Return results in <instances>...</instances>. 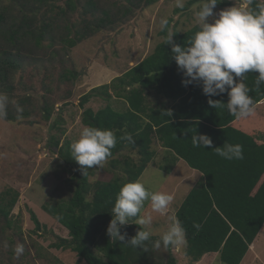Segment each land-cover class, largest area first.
I'll return each instance as SVG.
<instances>
[{
  "label": "trees",
  "instance_id": "16d2710c",
  "mask_svg": "<svg viewBox=\"0 0 264 264\" xmlns=\"http://www.w3.org/2000/svg\"><path fill=\"white\" fill-rule=\"evenodd\" d=\"M10 1L20 6V14L8 16L4 13L3 4L0 6V46H19L32 41L40 45L48 22L41 18L33 23L34 16L26 8L35 1L47 3L48 0ZM158 1L126 0L128 5L122 6V14L118 15V19ZM233 1L220 0L216 6H228ZM64 3L65 7H62L52 2L51 7L58 8L57 13H65L66 9L76 7L74 0H64ZM200 3L201 0H187L183 9L175 8L174 11H185ZM81 6L87 14H93L97 9L95 0H86ZM8 19L12 20L10 24H7ZM90 22L88 20L81 32L66 25L67 30L72 32L65 39L69 46L94 34L105 23H110L111 18L105 12L104 16ZM169 22L171 28L172 19ZM171 31L174 32V43L186 44L197 27L195 24L184 31L173 27ZM159 33L162 40L151 53L109 83L94 86L79 97L78 104L83 109L82 124L110 128L117 136V144L105 163L114 173L109 180L90 181V176L98 168L89 169L84 175L71 156L70 142L66 140L59 145V137L52 136L51 143L65 164L68 181L73 183L69 187L71 194L68 198L52 199L42 205V209L68 232V237H58L52 246L73 251L77 261L86 264H134L133 261L137 260L133 252L135 249L125 247L120 241L113 242L106 230L120 187L140 177L155 154L152 143L156 139L164 149L172 152L175 160L183 159L189 167L202 174V182L190 189L175 212L187 233L185 256L194 263L204 254L216 252L222 264H241L264 225V136L253 135L233 126L236 118L226 108L216 110L210 107L209 97L203 93L200 82L187 86L182 84L183 76L171 53V45L164 44L167 32ZM18 56L12 50L0 49V92L13 90L8 81L10 71L20 66ZM256 75L258 73H247L245 81L252 88L250 95L255 105L264 99V85L259 89L254 87ZM77 77L76 70H67L61 76L66 80ZM150 91L169 102L160 100L157 104L151 103L147 95ZM94 97L106 100L122 98L127 107L122 112L113 109L110 103L96 110L84 107ZM211 99L227 103L228 95L225 92ZM43 110L45 117L49 118L52 109L44 105ZM20 114H12L8 109L5 120L14 121ZM53 127L60 129L56 124ZM60 131L63 133L64 129ZM195 132L197 135H209L213 149L194 147L191 137ZM125 134H131L135 142L121 140L120 137ZM224 144L242 145L243 159L226 160L217 155L215 147H223ZM19 196V192L11 187L0 193V229L4 226L12 229V217H15L12 211ZM31 217L35 224L33 232L42 234L46 225L39 221L35 213L31 212ZM136 219L138 217L130 218V224L121 231L126 232L131 228L138 230L140 227L131 223ZM194 223H199L201 228L195 229ZM95 247L102 251V255L95 253ZM166 264L178 263L170 258Z\"/></svg>",
  "mask_w": 264,
  "mask_h": 264
},
{
  "label": "rangeland",
  "instance_id": "374dc122",
  "mask_svg": "<svg viewBox=\"0 0 264 264\" xmlns=\"http://www.w3.org/2000/svg\"><path fill=\"white\" fill-rule=\"evenodd\" d=\"M95 1L97 9L93 14L83 12L81 4L86 0H74L75 9H66L65 13H57L58 8L51 7L52 2L65 7L64 0L30 3L26 11L33 14V23L41 18L48 22L41 44L32 41L19 46H0V49L12 50L14 55L19 54L20 66L17 70L10 71L8 81L13 90L5 93L15 102L10 103L8 107L12 114H18L17 105L23 109L14 121L0 120V193L11 187L20 195L12 211L15 216L12 217V229L5 226L0 229V264H86L83 261L78 262L73 251L52 246L58 237H68V232L42 209V205L52 199L68 198L71 194L69 187L73 183L68 181L65 164L52 145L51 138L59 137V145L66 140L71 145L84 126L81 122L83 109L78 104L79 97L96 84L108 82L110 76L119 75L151 53L155 45L162 40L159 33L161 17L172 19L170 30L174 27L184 31L196 24L195 13L200 5L195 4L188 10L175 12V0H160L143 9L137 8L136 11L118 19V15L122 14V6L128 5L126 0ZM235 2L240 3L241 0H235L224 7L216 6L214 12L218 13L221 9L233 6ZM2 4L4 13L8 16L20 14L19 5L10 0H0V6ZM120 7L121 9H118ZM105 12L111 18L110 23H105L104 27L101 26V29L84 37L72 47L67 44L65 39L72 35V32L67 30L66 25L81 32L88 20L93 22L97 17L104 16ZM211 20L212 18H209V22ZM11 22L12 20L8 19L7 24ZM67 70H76L78 77L62 79V74ZM161 99L162 97L153 92L148 93L151 103L157 104ZM163 101L166 100L161 102ZM121 102L120 99L114 98H92L84 107L90 105L96 110L110 103L115 110L122 112L125 108ZM44 105L52 109L49 118L45 117ZM254 112L252 118H249L254 129L249 132L264 136V100ZM53 124L59 125L64 132L54 128ZM152 149L155 154L138 179L147 181L151 190L172 194L174 183L181 178V185L168 213H152L153 223L150 230L153 233L152 239H157L168 227V216L175 214L184 194H187L186 191L194 182L193 178L185 181V177L190 178V169L183 159L176 157L175 160L172 152L164 149L156 139L152 143ZM113 174L112 169L105 164L90 176V181H106ZM31 212L46 225L42 234L33 232L35 224ZM145 212H151L150 203L147 201L140 215ZM136 222L137 219L131 221L134 225H137ZM136 231L135 228L126 231L127 238L134 236ZM17 244H23L25 249L19 257L14 253ZM254 244L256 250L247 252L241 264H264V226ZM94 251L97 255H102L98 247H95ZM133 252L137 258L133 261L134 264H166L170 258H174L178 264H193L184 255L182 248L162 251L153 250L149 246L147 251L137 247ZM253 253L257 255V259ZM206 260L209 264H222L218 254H212L201 264H205Z\"/></svg>",
  "mask_w": 264,
  "mask_h": 264
},
{
  "label": "clouds",
  "instance_id": "9594fccd",
  "mask_svg": "<svg viewBox=\"0 0 264 264\" xmlns=\"http://www.w3.org/2000/svg\"><path fill=\"white\" fill-rule=\"evenodd\" d=\"M219 2L201 0L195 13L197 31L186 44L173 42L174 32L169 29L167 17L160 18L159 29L167 32L164 44L171 45V53L183 76L182 84L187 86L200 82L203 93L209 97L210 107L216 110L226 108L236 119L247 118L254 113L255 101L250 95L252 88L245 82L246 74L258 73L254 81L256 89L264 85V0H241L215 13ZM175 7L183 9L185 0H175ZM209 18H212L211 22ZM225 92L227 103L211 99ZM10 103L15 102L6 93L0 92V120L7 118ZM17 112H23L19 105ZM167 114L171 115V112ZM120 139L135 142L131 134H125ZM191 141L194 147L212 148V139L207 134L197 135L195 132ZM116 144L117 136L112 129L86 125L70 145L71 156L85 175L94 167L103 168ZM215 149L216 154L226 160L243 159V146L240 144H224ZM146 201L150 203L151 212L140 215ZM173 201V194L151 190L145 180L127 181L120 187L111 211L112 219L106 230L110 240L145 251L149 246L153 250L184 247L187 243L186 229L174 215L168 216L167 229L157 239H152V213L167 214ZM134 217H138L135 224L144 227L127 238V232L121 229ZM193 227L199 230L201 225L194 223ZM24 250L23 244H17L14 253L19 257Z\"/></svg>",
  "mask_w": 264,
  "mask_h": 264
},
{
  "label": "crops",
  "instance_id": "0c3cea01",
  "mask_svg": "<svg viewBox=\"0 0 264 264\" xmlns=\"http://www.w3.org/2000/svg\"><path fill=\"white\" fill-rule=\"evenodd\" d=\"M140 61V60H139ZM124 72V71H123ZM123 72H120V74L119 75H117V76H120ZM117 76H113V77H111L110 76V79H109V81L108 82H106V83H109L113 78H115V77H117ZM101 84H105V83H100V84H96V86L97 85H101ZM94 87V86H93ZM91 89V88H90ZM150 92H153V93H155L154 91H150ZM148 95V94H147ZM158 96V95H157ZM158 97H160V96H158ZM94 98H96V97H94ZM115 100L116 99H120L122 102V105H123V108H125L126 109V107H127V103L125 102V100L124 99H122V98H117V97H113ZM161 98V97H160ZM162 100H166V98H162L161 99V101ZM264 100V99H263ZM262 100V101H263ZM168 100H166L165 102L166 103H168L167 102ZM262 101H260L259 103H257L256 105H255V108L258 106V105H260L261 104V102ZM124 103V104H123ZM89 107H90V105H88ZM87 106V107H88ZM113 109L115 108L114 106L112 107ZM125 111V110H124ZM254 111H255V109H254ZM82 112V111H81ZM255 113V112H254ZM249 118H252V116H249V117H247V118H241V119H236L232 124H233V126H235V127H238V128H240V129H242V130H244V131H246V132H249V130H253L254 128H253V125H250V120H249ZM247 121V122H246ZM85 126V125H84ZM253 132V131H252ZM252 132H250V133H252ZM187 164V163H186ZM189 167V166H188ZM189 169H190V173H189V176H190V178H187V177H185V181H187V180H190L191 178H193L192 179V181L194 182L193 184L194 185H192L191 186V188H193V187H195L196 185H198V184H200L201 182H202V174L199 172H196L197 170L196 169H193V168H191V167H189ZM180 180H181V178L180 179H178L175 183H174V185H173V188H172V194L175 196L176 195V193L178 192V189H179V187H180V185H181V182H180ZM190 188V189H191ZM190 189L188 190V191H186L187 192V194H188V192L190 191ZM186 194V195H187ZM186 195L184 194V196H183V199H182V201L184 200V198L186 197ZM182 201L180 202V204L182 203ZM180 206V205H179ZM178 206V207H179ZM177 210V209H176ZM176 212V211H175ZM174 216H175V214H174ZM264 226V225H263ZM254 242H255V240H254ZM254 242H253V244L250 246V249H249V251L248 252H250V251H252V250H256L255 249V244H254ZM160 250H164V248L163 247H161V249ZM166 250V249H165ZM182 251H183V253H184V247H182ZM169 254V253H168ZM212 254H214V255H216V254H218V253H216V252H211V253H206V254H204L202 257H201V259L199 260V261H197V262H194L193 264H201V262L204 260V259H209L210 257H211V255ZM258 254V253H257ZM185 255V254H184ZM253 255H254V258H256L257 259V255L256 254H254L253 253ZM259 258V257H258ZM213 259V258H212ZM205 264H209V261H205Z\"/></svg>",
  "mask_w": 264,
  "mask_h": 264
}]
</instances>
